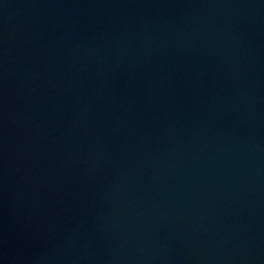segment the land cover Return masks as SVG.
I'll return each instance as SVG.
<instances>
[{
    "label": "water",
    "instance_id": "water-1",
    "mask_svg": "<svg viewBox=\"0 0 264 264\" xmlns=\"http://www.w3.org/2000/svg\"><path fill=\"white\" fill-rule=\"evenodd\" d=\"M0 264H264V0H0Z\"/></svg>",
    "mask_w": 264,
    "mask_h": 264
}]
</instances>
